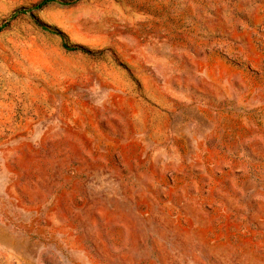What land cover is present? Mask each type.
<instances>
[{
	"label": "rangeland",
	"instance_id": "374dc122",
	"mask_svg": "<svg viewBox=\"0 0 264 264\" xmlns=\"http://www.w3.org/2000/svg\"><path fill=\"white\" fill-rule=\"evenodd\" d=\"M42 1L0 0V264H264V0Z\"/></svg>",
	"mask_w": 264,
	"mask_h": 264
},
{
	"label": "trees",
	"instance_id": "16d2710c",
	"mask_svg": "<svg viewBox=\"0 0 264 264\" xmlns=\"http://www.w3.org/2000/svg\"><path fill=\"white\" fill-rule=\"evenodd\" d=\"M73 2H65V1H62V0H44L42 1L40 4H38L34 10H41L43 9L44 7L50 5V4H59L61 6H69L71 5ZM26 11L23 10L21 11L20 13H25ZM40 27L45 30V31H49V32H53L54 30H51L49 27L47 26H44V25H40ZM56 33L62 40H63V48L67 51H77V47H70L67 43H66V38L63 34L59 33V32H54Z\"/></svg>",
	"mask_w": 264,
	"mask_h": 264
}]
</instances>
